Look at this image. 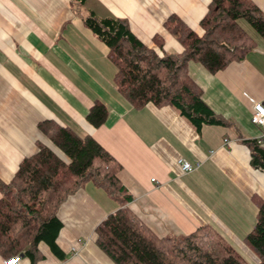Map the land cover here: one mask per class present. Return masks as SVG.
<instances>
[{
  "label": "crops",
  "instance_id": "0c3cea01",
  "mask_svg": "<svg viewBox=\"0 0 264 264\" xmlns=\"http://www.w3.org/2000/svg\"><path fill=\"white\" fill-rule=\"evenodd\" d=\"M264 13V0H252ZM210 0H0V180L7 182L37 143L66 157L38 129L53 120L89 134L121 164L118 176L132 195L127 206L158 236L188 234L211 226L251 264L258 259L244 242L264 199V171L254 164L247 141H260L251 121L252 103L264 104V37L242 26L254 47L215 73L190 61L187 71L206 105L228 125L194 126L172 106L135 108L114 85L108 48L84 24L88 11L128 21L131 32L158 54L178 53L179 42L163 26L170 14L201 33ZM240 22V21H239ZM241 24V23H240ZM252 28V29H251ZM162 39V50L153 37ZM99 99L105 122L86 114ZM179 159L196 166L182 171ZM1 196V193H0ZM119 202L86 183L59 207L58 259L40 243L35 264H114L95 244V227ZM21 256L18 264H31ZM6 259L0 256V264Z\"/></svg>",
  "mask_w": 264,
  "mask_h": 264
},
{
  "label": "trees",
  "instance_id": "16d2710c",
  "mask_svg": "<svg viewBox=\"0 0 264 264\" xmlns=\"http://www.w3.org/2000/svg\"><path fill=\"white\" fill-rule=\"evenodd\" d=\"M241 19L264 37V13L252 0H210L199 21L201 33L170 14L163 26L182 50L161 54L141 42L126 19L88 11L84 24L108 48L107 56L116 68L114 85L131 106H172L199 132L203 124L226 126L229 122L202 100L199 86L188 74V62H198L215 73L241 60L255 45ZM153 39L162 50V39L158 35ZM107 115V106L97 99L86 119L99 127ZM38 129L67 160L38 142L36 151L19 162L11 179L0 180V256L21 253L35 264L44 258L39 249L43 243L64 260L56 241L62 228L58 209L89 182L120 204L94 229L95 244L114 264H250L209 225L183 235H156L127 206L132 195L119 179L122 166L98 141L49 119L39 121ZM247 143L254 164L264 171V147L255 140ZM244 242L257 264H264V199L257 200L256 221Z\"/></svg>",
  "mask_w": 264,
  "mask_h": 264
},
{
  "label": "built area",
  "instance_id": "2783aa9c",
  "mask_svg": "<svg viewBox=\"0 0 264 264\" xmlns=\"http://www.w3.org/2000/svg\"><path fill=\"white\" fill-rule=\"evenodd\" d=\"M252 114H251V121L257 125H260L262 127V133L260 135V141L264 137V104L261 102L254 101L252 103ZM180 167L182 171L189 172L196 168V166H193L191 163L184 161L183 159L178 160ZM21 256L19 254H16L14 256H11L9 258H6L2 261V264H18L20 261Z\"/></svg>",
  "mask_w": 264,
  "mask_h": 264
},
{
  "label": "rangeland",
  "instance_id": "374dc122",
  "mask_svg": "<svg viewBox=\"0 0 264 264\" xmlns=\"http://www.w3.org/2000/svg\"><path fill=\"white\" fill-rule=\"evenodd\" d=\"M240 23H241L242 26H248L249 28L251 27L250 24H249L246 20H244V19H241V20H240ZM251 29H252V28H251ZM246 260H247V259H246ZM247 261H248V263L251 264V261H250L249 259H248Z\"/></svg>",
  "mask_w": 264,
  "mask_h": 264
}]
</instances>
